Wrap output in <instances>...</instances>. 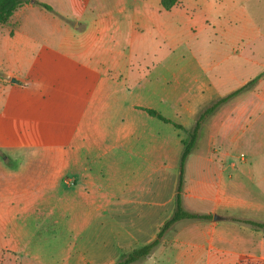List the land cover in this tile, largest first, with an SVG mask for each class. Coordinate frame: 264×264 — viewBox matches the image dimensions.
<instances>
[{
  "label": "crops",
  "instance_id": "0c3cea01",
  "mask_svg": "<svg viewBox=\"0 0 264 264\" xmlns=\"http://www.w3.org/2000/svg\"><path fill=\"white\" fill-rule=\"evenodd\" d=\"M35 1L52 10L23 3L0 26V255L35 256L54 225L82 245L106 224L136 248L156 239L198 116L260 75L206 118L184 162L181 206L209 218L173 223L153 251L188 225L201 244L179 238L198 250L187 263L264 264L249 223L264 224V62L180 48L205 18L185 0Z\"/></svg>",
  "mask_w": 264,
  "mask_h": 264
},
{
  "label": "rangeland",
  "instance_id": "374dc122",
  "mask_svg": "<svg viewBox=\"0 0 264 264\" xmlns=\"http://www.w3.org/2000/svg\"><path fill=\"white\" fill-rule=\"evenodd\" d=\"M185 2L194 7L197 18L201 19L203 16L205 18L203 27L195 29L194 38H188L186 33L180 35L178 38L180 48L240 49L250 54L257 62H264V0H185ZM175 226L161 239L160 251L156 249L148 257L134 264H201L187 263L196 257L198 250L194 252L183 248L186 241L185 244H179L186 236L193 245L201 244L198 240L201 236L198 234L200 228H192V232L187 234L190 226ZM111 227L112 225H101V231L94 233L93 238L86 240L82 245L73 239L70 233L63 234L61 228L54 225L53 232L46 234L50 237V240H46L52 242L50 247L36 250L33 257H26L19 251L2 250L0 264H114L140 246L143 241L138 239L129 242L124 239L123 234L112 232ZM174 244L177 248H173Z\"/></svg>",
  "mask_w": 264,
  "mask_h": 264
},
{
  "label": "trees",
  "instance_id": "16d2710c",
  "mask_svg": "<svg viewBox=\"0 0 264 264\" xmlns=\"http://www.w3.org/2000/svg\"><path fill=\"white\" fill-rule=\"evenodd\" d=\"M27 2H32L33 4L41 6L44 9L49 10V11L52 10L50 6H48L44 3L38 2V1H35V0H0V26L5 24L9 20V18L11 17V15L13 14V12L16 10L17 7H19L21 4L27 3ZM159 2H160V6L163 9L169 10L171 7L178 4L180 2V0H159ZM259 77H260V75L253 77L248 82H246L244 85L233 90L232 92L228 93L227 95L219 98L218 100H216L213 104H211L208 108H206L198 116V118H197L192 130L190 131L187 139L182 142V153H181V157H180L181 174L179 176V181H178V186H177V194H176V199H175V210H174L173 215L171 216V218H169L164 223V225L160 229L159 233L157 234L156 239H154L153 241H151V242H149V243H147V244H145L139 248L131 250L122 259L118 260L115 264H134V263L141 261V260L145 259L146 257H148L153 252V250L157 247L158 239H159V237H161L163 232L170 225H172L173 223H175L179 220H183V219H200V220H203V219L209 218L208 216L189 213V212L185 211L181 206L180 193H181L182 170H183L184 162H185L187 156L189 155V153L195 147L200 128H201L202 124L204 123V121L206 120V118L209 117L220 105H222L223 103L227 102L231 98L237 96L238 94H240L241 92L245 91L250 86H252L255 83V81L259 79ZM146 111L150 115L158 118L161 121L170 122L168 119H166L165 117L161 116L159 113H157L153 110L147 109ZM173 125L176 128H181L180 125H177L175 123H173ZM249 223L256 228H263L264 229V224L253 223V222H249Z\"/></svg>",
  "mask_w": 264,
  "mask_h": 264
},
{
  "label": "built area",
  "instance_id": "2783aa9c",
  "mask_svg": "<svg viewBox=\"0 0 264 264\" xmlns=\"http://www.w3.org/2000/svg\"><path fill=\"white\" fill-rule=\"evenodd\" d=\"M243 157V156H242ZM66 184H68V185H72L73 184V181H71V180H69L68 178H66Z\"/></svg>",
  "mask_w": 264,
  "mask_h": 264
}]
</instances>
